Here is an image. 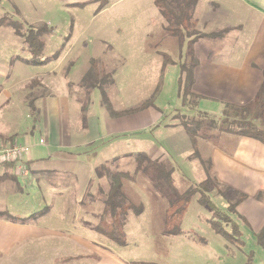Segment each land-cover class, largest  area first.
Returning <instances> with one entry per match:
<instances>
[{
    "label": "rangeland",
    "instance_id": "374dc122",
    "mask_svg": "<svg viewBox=\"0 0 264 264\" xmlns=\"http://www.w3.org/2000/svg\"><path fill=\"white\" fill-rule=\"evenodd\" d=\"M96 8L97 3L91 0H0V59L6 60L10 56L11 60V57L18 55L29 58V54L21 49V38L13 32L12 20L33 26L47 24L50 31L44 36L42 57H53L39 65H20L21 61L16 60L14 64H19L17 68L22 69L16 73V82L25 84L28 77L36 76L40 82L44 79V83L40 87L20 89L14 94L17 100L20 96L22 101H26L28 109L22 110V113L15 109L0 115V130L29 128L33 117H37L29 102L35 97L48 95L49 91L56 96L55 102L58 100L62 108L65 106L61 97L68 94L70 110L65 113L62 109L60 118L61 125L68 129L86 125V122L91 124L94 119L97 120L96 115L100 117L99 112H102L108 124L111 121L113 127L130 129L123 136L117 133L111 136L109 132L106 135L108 139L100 140V145L94 143L93 147L90 144V147L82 149L81 156H77L84 163L81 168L83 172L80 170L79 173L96 178L89 183L90 186L96 185L95 192L89 189L90 186L86 190V183L77 182L74 175L63 172L52 171L38 177L31 173L16 174L17 182H0V205L6 204L8 212L34 225L37 230L34 233L44 230V227L60 228L58 239L52 237V240L64 237L65 227L68 223L70 225L72 219L77 222L86 220L89 230L95 229L110 187V178L104 171L119 170L133 175V154L137 152H143L164 164L173 186L179 192L199 184L206 179V168L213 161V154H217L216 151L226 144L227 136L234 138V135L221 130V126H225L224 118H244L232 109L220 112L216 105L206 106L202 103L200 108L192 106L194 99L191 96H187L189 106L181 104L180 70L175 66L178 54L174 45H166L170 38L161 37L164 32L170 33L162 29L163 16L158 15L159 9L152 0H108L107 5L98 12H95ZM173 11L175 14L179 12L176 8ZM158 52L169 55L173 61L164 65L165 75L160 90L157 76L161 64L158 65L163 58L156 54ZM188 58L186 55L182 61L187 64ZM90 67L94 71V80L102 79L100 86L96 85L93 89L87 85L81 86V79ZM5 78L8 79V76ZM49 82L53 83L52 88ZM101 90L115 110L135 108L150 97L155 99L152 105L128 117L108 119ZM184 117L188 121L202 119L205 123L196 136L197 150L191 147L180 125ZM106 129L109 131L108 127ZM122 137L123 141L120 139ZM124 152V156L119 155ZM96 159L101 164L94 166ZM154 175L153 170L148 168L138 172L135 181H122V194L118 198L121 206L116 209L114 220L106 216L103 223L105 229L113 227L115 222L124 233L125 240L130 242V239L137 240L178 227L183 233L220 253L225 264L245 262L247 256L240 251L239 234L231 240L216 234L208 223L212 211L200 204L199 194L188 202L178 222L171 219L170 213L179 204L175 205L173 201L172 191L167 184L168 176L156 179ZM213 179L214 184L209 185L204 196L224 210V196L220 193L223 187L216 178ZM230 196L228 201L233 202L235 194ZM47 207L51 210L47 211ZM86 212L88 217L84 216ZM97 236L102 242H114L102 233L98 232ZM48 239V236L42 238L38 234L12 248L3 242L0 244V264H52L48 260L51 255ZM43 243L44 246H41ZM246 244L249 246H243V251L248 252L254 261L262 259L261 264H264L262 251L253 241ZM85 251H90L89 247ZM57 253L61 257L64 251Z\"/></svg>",
    "mask_w": 264,
    "mask_h": 264
},
{
    "label": "crops",
    "instance_id": "0c3cea01",
    "mask_svg": "<svg viewBox=\"0 0 264 264\" xmlns=\"http://www.w3.org/2000/svg\"><path fill=\"white\" fill-rule=\"evenodd\" d=\"M152 1L156 5L155 0ZM157 13L159 15L160 12L157 10ZM187 15L188 19H184L188 24L181 27V35L164 32L161 37L170 38L166 45L175 47L178 54L175 66L179 67L186 55L189 56L187 63H194L192 90L202 96L196 107L200 108L202 103L206 106L216 105L223 112L226 104H251V115L258 126L264 129V118L260 117V106L256 101L264 81V0H196ZM164 22L162 18L161 27L166 30ZM156 54L161 57L162 52ZM16 60L21 61L20 65L27 64L14 57L10 60V56L6 60L0 59V115L15 109L21 110V113L28 109L26 101H22L20 96L17 100L14 94L20 89L25 90L26 85L36 76L28 77L25 84L16 82V73L22 70L17 68L19 64H14ZM9 65L15 67L14 70ZM7 76L8 79L5 78ZM43 83L44 79L38 83L39 87ZM48 85L53 87L51 82ZM68 97V94L61 97L64 108L58 105V100L55 102L56 96L52 91L46 96L35 97L33 112L37 117H33L32 125L20 131L0 130V140L30 145V151L24 156L23 162L28 173L34 177L52 171L70 173L77 182L86 183L85 189L88 190L89 183L96 178L79 173L80 170L83 172L81 168L84 163L77 156H81L82 149L90 147V144L92 147L97 142L95 145H100L104 139H108L106 135L109 132L111 136L116 133L123 136L130 129L113 127L110 120L108 124L102 112H99L100 117L96 115L97 120L94 119L91 124L86 122V125L70 129L64 127L60 120L61 110H65V113L70 110ZM128 115L107 116L108 119H116ZM226 133L234 135V138L227 136L226 144L216 151L217 154H213L209 174L216 178L223 189L229 188L238 198L236 212L239 216V247L243 256L249 255L242 249L243 246H249L246 244L248 241H253L264 256V250L256 239L257 233L264 226V143L252 137ZM39 138L44 140L43 144L37 143ZM120 139L124 140L123 137ZM99 161L94 166L101 164ZM13 166L2 168L0 173L5 170L15 173ZM96 184L99 182L96 181ZM89 189L97 191L96 185ZM226 196L223 197L224 207L231 197L230 194ZM7 208L4 203L0 205V210ZM47 208V211L51 210ZM103 208L104 204L100 218ZM84 216L88 217L87 212ZM80 222L72 219L70 225L68 223L65 227L64 237L52 240V237L58 239L60 228L56 226L44 227V230L34 233L37 230L29 222L0 218V244L5 242V246L12 248L38 234L42 238L48 236L51 254L48 260L52 264H86L88 261L90 264H225L220 253L182 231L177 234L162 231L141 239H130V242L125 240L124 245H119L116 242H102L97 236V225L91 231L86 220ZM87 247L90 251H85ZM61 250L64 254L58 257L57 252ZM257 262L261 264L262 259L253 261L254 264Z\"/></svg>",
    "mask_w": 264,
    "mask_h": 264
},
{
    "label": "trees",
    "instance_id": "16d2710c",
    "mask_svg": "<svg viewBox=\"0 0 264 264\" xmlns=\"http://www.w3.org/2000/svg\"><path fill=\"white\" fill-rule=\"evenodd\" d=\"M92 2L97 3V8L95 12H98L101 10L104 6L107 5L108 0H91ZM196 0H155V4L158 7L160 14L165 19V28L167 31H169L170 35L179 36L181 35V27L183 25L188 24L186 20L188 19V10H191L192 7L195 5ZM170 8V9H169ZM177 9L178 13H173L174 9ZM184 12V13H183ZM174 14V15H173ZM186 20H185V19ZM11 27L13 29V32L15 35L19 36L21 38V44H22V51H25L29 54V58H23L16 56L14 59H20L28 64H44L48 60H50L51 57H42V51L45 44V34L48 33L50 30L48 28L47 24H42L38 26L33 25H25L18 21H10ZM178 34V35H177ZM163 58V62L160 67V71L158 72L157 76V86L158 90H160L161 82H163L164 79V65L165 64H172L173 61L171 57L167 54H161ZM53 59V57L51 58ZM195 61V60H194ZM193 67L194 63H184L182 62L179 65L180 75H179V88L180 93L179 96L181 98V104L183 106H189V102H187V96H191L194 99L193 105L196 106L198 101L202 98V96L196 94L192 90V81H193ZM93 68H89L88 71L84 74V76L81 79V86H89V88L95 87L96 85H99V82L101 80H94L93 75L94 71ZM110 77V76H108ZM90 79L94 80L93 82H88ZM111 81V80H110ZM40 82L39 78L34 77L31 79V81L26 85L27 88H31L32 86H37ZM100 86V85H99ZM157 90V87L155 88ZM101 93L103 94L102 102L105 105V109L110 117H120L123 115L131 114L139 112L149 105L153 104L154 97H150L146 100H144L139 106L135 108H130L126 110H115L113 109L110 101L105 96V93L103 90H101ZM155 94V92L153 93ZM33 100L29 102L31 105L32 110L34 111L33 106ZM256 101H258L260 106V117L264 118V81L262 83V86L260 90L258 91ZM232 109L237 113H240L241 116H244V118H224L223 123L225 124L221 126V130L238 134L241 136H248L255 139L260 140L264 143V129L259 127L255 121L254 117H251V104L246 105H234V104H226L225 109ZM224 109V111H225ZM180 125L184 128L185 133L187 134L192 148L194 150H197V142H196V136L199 134L202 127H204L205 123L202 119L188 121L185 117L181 119ZM133 159L135 162L134 166V174L131 175L129 172L124 171H104V174L109 176L110 178V187L107 192L106 198L104 199V208L103 212L100 218V221L97 224V229L100 233L104 234L107 238L113 240L119 245L125 244V238L124 233L121 232V229L119 230L117 228V225H114L113 227L109 229L104 228V221L106 216H111V218L114 220V215H116V209H118L121 205L119 202V196L122 194V181L123 180H130L135 181L136 175L138 172L145 171L148 168H151L154 172V176L157 179V177H167V184L170 187L174 200L175 205L179 204L175 210L170 213V218L174 219L175 222H178L180 219L181 214L186 209V205L188 202L197 194H199L198 201L200 204L209 210H211V219L209 220V223L212 227V229L216 232V234L220 235L222 238L226 240H231L238 234L240 235V231L238 229V220L237 218L238 213L235 211V204L238 202V198L233 202H229L224 210L218 208V206L210 199L206 198L204 196V192L207 191L209 188V185L211 183L214 184V179L209 175V168L208 165L206 168V179L201 181L199 184L189 187L187 190L183 192H179L172 183V179L170 178L169 171L165 168L164 164L160 163L158 159L152 158L149 155L143 153V152H137L133 154ZM13 163H7L4 165V168H8L12 166ZM5 180H11L16 181V174L12 173L9 170H5L3 173H0V182ZM204 190V191H203ZM222 196L228 197L226 195H232L233 192L230 191L229 188H225L222 191H220ZM207 195V194H206ZM236 195V194H235ZM174 206V204L172 205ZM175 217V218H174ZM0 218L7 219L10 221H18L23 222L25 221V218H19L17 216H13L8 212V209L0 210ZM120 224V223H119ZM118 224V225H119ZM121 225V224H120ZM177 225V224H175ZM120 227V226H119ZM229 231H228V228ZM168 233L177 234L180 232L179 228L176 227L174 229L166 231ZM231 236V237H230ZM233 236V237H232ZM240 237V236H239ZM238 239V238H237ZM257 242L260 246H262L264 250V226L262 229L257 233L256 235ZM254 259L249 254L247 256V260L244 264H254Z\"/></svg>",
    "mask_w": 264,
    "mask_h": 264
},
{
    "label": "built area",
    "instance_id": "2783aa9c",
    "mask_svg": "<svg viewBox=\"0 0 264 264\" xmlns=\"http://www.w3.org/2000/svg\"><path fill=\"white\" fill-rule=\"evenodd\" d=\"M43 139L39 138L37 143L43 144ZM30 151V145L27 143H18L16 141L12 143H5L0 140V170L4 168L7 163H13V171L16 174L26 175L28 168L23 162L25 155H28Z\"/></svg>",
    "mask_w": 264,
    "mask_h": 264
}]
</instances>
